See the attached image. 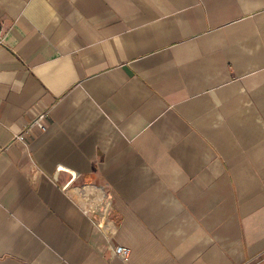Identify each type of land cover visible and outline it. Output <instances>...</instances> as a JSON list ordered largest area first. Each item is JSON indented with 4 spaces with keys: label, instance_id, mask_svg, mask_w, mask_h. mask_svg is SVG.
I'll return each instance as SVG.
<instances>
[{
    "label": "crops",
    "instance_id": "crops-1",
    "mask_svg": "<svg viewBox=\"0 0 264 264\" xmlns=\"http://www.w3.org/2000/svg\"><path fill=\"white\" fill-rule=\"evenodd\" d=\"M0 264H264V0H0Z\"/></svg>",
    "mask_w": 264,
    "mask_h": 264
},
{
    "label": "built area",
    "instance_id": "built-area-1",
    "mask_svg": "<svg viewBox=\"0 0 264 264\" xmlns=\"http://www.w3.org/2000/svg\"><path fill=\"white\" fill-rule=\"evenodd\" d=\"M45 115L44 114H40L37 116V118L32 122V125L37 126L41 131L45 130V126L42 123V121L44 120ZM30 125V126H32ZM17 140H21L22 136H18L16 137ZM113 254L117 257H119L121 260L125 261L127 260L128 256L130 255V249L125 248V247H121L118 246L114 249Z\"/></svg>",
    "mask_w": 264,
    "mask_h": 264
}]
</instances>
